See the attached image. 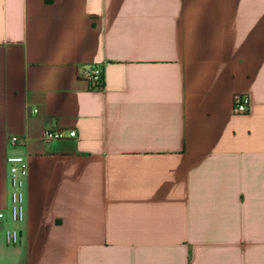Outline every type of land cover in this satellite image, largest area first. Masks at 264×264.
Wrapping results in <instances>:
<instances>
[{"label": "crops", "instance_id": "obj_1", "mask_svg": "<svg viewBox=\"0 0 264 264\" xmlns=\"http://www.w3.org/2000/svg\"><path fill=\"white\" fill-rule=\"evenodd\" d=\"M11 154L0 264H264V0H0V211Z\"/></svg>", "mask_w": 264, "mask_h": 264}, {"label": "built area", "instance_id": "obj_2", "mask_svg": "<svg viewBox=\"0 0 264 264\" xmlns=\"http://www.w3.org/2000/svg\"><path fill=\"white\" fill-rule=\"evenodd\" d=\"M87 81L91 88L101 90L104 88L103 69L100 66H92L87 70ZM251 96L247 93H237L234 96V113L246 115L250 113ZM61 131L57 129L47 130L44 134L45 141H53L61 138L76 137L75 130ZM23 139L12 137L11 143L17 145ZM10 172L11 201L8 211H0V228L4 229L5 241L10 245L21 243L22 237L18 227L26 218V180L28 177L27 156L24 154H11L7 158Z\"/></svg>", "mask_w": 264, "mask_h": 264}]
</instances>
